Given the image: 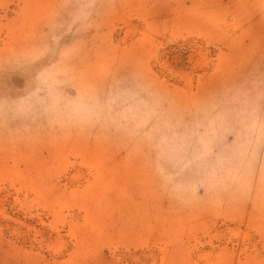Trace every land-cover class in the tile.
Here are the masks:
<instances>
[{
  "label": "rangeland",
  "instance_id": "rangeland-1",
  "mask_svg": "<svg viewBox=\"0 0 264 264\" xmlns=\"http://www.w3.org/2000/svg\"><path fill=\"white\" fill-rule=\"evenodd\" d=\"M0 264H264V0H0Z\"/></svg>",
  "mask_w": 264,
  "mask_h": 264
}]
</instances>
